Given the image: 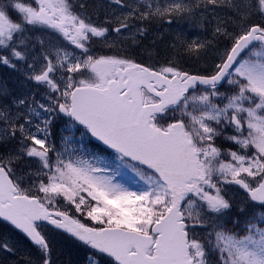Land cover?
I'll return each instance as SVG.
<instances>
[{"label": "snow or ice", "instance_id": "6c2138e0", "mask_svg": "<svg viewBox=\"0 0 264 264\" xmlns=\"http://www.w3.org/2000/svg\"><path fill=\"white\" fill-rule=\"evenodd\" d=\"M0 66V264H264V0H0Z\"/></svg>", "mask_w": 264, "mask_h": 264}, {"label": "trees", "instance_id": "16d2710c", "mask_svg": "<svg viewBox=\"0 0 264 264\" xmlns=\"http://www.w3.org/2000/svg\"><path fill=\"white\" fill-rule=\"evenodd\" d=\"M159 33H163V39H156L155 48L156 51L159 53V56L156 57L157 59L163 61L166 57V53H169L171 50L168 48L169 42L173 39L176 33L186 34L188 39L199 38L203 35L200 29L195 27H190L186 22L180 23H173L172 25H152L149 36L144 41V46L151 48V41L154 35ZM135 53H137V59L142 60L144 62L147 61V57L140 55L141 49H134ZM191 62L189 61L188 64L185 66L190 65ZM56 241V246L58 252L61 253L60 259L62 261L67 262L68 260H72L74 262H79V264H83V252L80 251L75 245H73L70 241L66 242L62 240L61 236H54Z\"/></svg>", "mask_w": 264, "mask_h": 264}, {"label": "rangeland", "instance_id": "374dc122", "mask_svg": "<svg viewBox=\"0 0 264 264\" xmlns=\"http://www.w3.org/2000/svg\"><path fill=\"white\" fill-rule=\"evenodd\" d=\"M129 177H130V179H129ZM131 179H132V177L130 175H127L125 180L127 181V180H131Z\"/></svg>", "mask_w": 264, "mask_h": 264}, {"label": "flooded vegetation", "instance_id": "af4514ba", "mask_svg": "<svg viewBox=\"0 0 264 264\" xmlns=\"http://www.w3.org/2000/svg\"><path fill=\"white\" fill-rule=\"evenodd\" d=\"M0 82H1V78H0Z\"/></svg>", "mask_w": 264, "mask_h": 264}]
</instances>
